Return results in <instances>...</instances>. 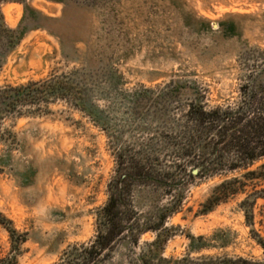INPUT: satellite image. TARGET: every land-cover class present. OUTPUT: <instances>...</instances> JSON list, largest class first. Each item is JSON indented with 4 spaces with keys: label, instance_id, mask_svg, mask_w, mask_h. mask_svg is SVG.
Masks as SVG:
<instances>
[{
    "label": "rangeland",
    "instance_id": "374dc122",
    "mask_svg": "<svg viewBox=\"0 0 264 264\" xmlns=\"http://www.w3.org/2000/svg\"><path fill=\"white\" fill-rule=\"evenodd\" d=\"M0 10L24 34L11 50L0 34V89L54 78L70 89L67 98L2 118L0 214L25 241L13 249L0 223L1 263L14 255V264H60L71 247L93 239L115 152L158 142L170 116L187 107L191 83L210 106L224 107L239 102L252 76L264 77V0H4ZM165 153L156 150L162 163ZM244 172L189 180L162 247L146 244L157 238L148 231L138 245L123 239L99 264L264 263L256 239L264 237V198L252 224L247 193L201 211L216 185ZM167 199L144 191L137 198L145 212Z\"/></svg>",
    "mask_w": 264,
    "mask_h": 264
},
{
    "label": "trees",
    "instance_id": "16d2710c",
    "mask_svg": "<svg viewBox=\"0 0 264 264\" xmlns=\"http://www.w3.org/2000/svg\"><path fill=\"white\" fill-rule=\"evenodd\" d=\"M3 1L0 0V5ZM0 34L7 50L15 47L24 36L19 29L5 24L1 10ZM183 83L187 84L171 82L178 87ZM191 85L194 91L187 107L181 109L179 118L170 116L169 130H165L158 142L152 139L149 150L144 148L129 153L120 147L115 152V175L108 186V200L96 212V235L89 242L71 247L60 264H99L123 239L138 245L141 236L148 231L156 232L157 238L146 244L162 247L170 236L165 226L167 218L182 208L189 180L196 178L228 176L244 170L241 176L225 178L216 185L201 211L209 212L231 197L247 193L242 204L246 205L248 222L253 223L256 199L264 198V188L255 189L258 182H264V164L252 169L264 158V77L252 76L242 85L239 102L224 107L210 106L197 84ZM69 93V86L59 78L1 88L0 140L3 117L21 114V108L26 106L40 107L58 97L67 98ZM79 107L83 109L81 104ZM88 113L103 126L95 112ZM160 145L166 151L165 163L156 154ZM195 168L199 170L197 174L193 173ZM249 186L254 192H248ZM141 190L149 196L165 195L168 201L153 212H145L143 204L137 200ZM7 221L0 214V223L9 230L13 249H18L25 238L7 226ZM256 239L264 246V237L258 232ZM14 258L12 255L0 264H14ZM143 259L144 264H151L150 260Z\"/></svg>",
    "mask_w": 264,
    "mask_h": 264
},
{
    "label": "water",
    "instance_id": "95a60500",
    "mask_svg": "<svg viewBox=\"0 0 264 264\" xmlns=\"http://www.w3.org/2000/svg\"><path fill=\"white\" fill-rule=\"evenodd\" d=\"M198 171H199V170H198L197 168L193 169V173H194V174H197Z\"/></svg>",
    "mask_w": 264,
    "mask_h": 264
}]
</instances>
